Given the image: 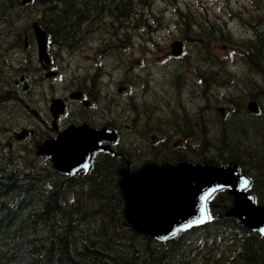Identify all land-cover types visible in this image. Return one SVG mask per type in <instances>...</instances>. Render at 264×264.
Here are the masks:
<instances>
[{"label": "trees", "instance_id": "1", "mask_svg": "<svg viewBox=\"0 0 264 264\" xmlns=\"http://www.w3.org/2000/svg\"><path fill=\"white\" fill-rule=\"evenodd\" d=\"M17 2L0 0V15L4 18L7 14L22 15V9L16 12ZM248 2L254 8L246 12L244 21L250 25L252 34L233 40L238 47L233 55L243 64L247 86L254 89V94L239 96L237 101L231 97L233 107L223 115L217 111L211 114L213 107L209 100L205 107L187 108L188 111L184 102H180L177 107L182 109L183 121L175 126L182 137L195 142L198 139L203 145L205 153L201 160L207 163L232 160L244 171L251 169L259 174L264 173V102H261L264 0ZM31 3L40 13L49 4L61 5L62 9L53 6L48 14L57 19L54 27L47 24L49 17L43 16L42 25L45 23L51 34L49 41L67 50L75 49L81 41L82 37L74 33L80 29L81 19L96 24L108 18L112 20L111 26L125 25L126 31L134 30L133 26L141 21V27H148L151 23L147 21L157 20L155 13L146 14L151 0H32ZM179 3L173 0L171 4L184 45L207 49L210 44L231 41L217 16L213 18L216 24L204 26L201 18H210L207 11ZM6 24L11 25L10 21ZM212 66L211 63L206 68L212 70ZM218 74L215 78L207 72L208 79L223 85V74ZM252 97L260 103L256 113L246 112V102ZM202 111L207 112L203 117ZM3 114L0 112V117ZM163 153L171 159L179 156L161 148L158 154L148 153L142 159L156 160ZM187 154L183 151L181 156ZM28 156L26 152L0 153V264H264V236L223 217L229 207V196L224 191L208 202L209 222L160 242L125 225L116 158L108 157L102 164L94 165L85 178L59 173L48 161L37 163L34 156Z\"/></svg>", "mask_w": 264, "mask_h": 264}, {"label": "rangeland", "instance_id": "2", "mask_svg": "<svg viewBox=\"0 0 264 264\" xmlns=\"http://www.w3.org/2000/svg\"><path fill=\"white\" fill-rule=\"evenodd\" d=\"M174 2H180L181 6L183 2H186L194 10L207 11L210 18H201L205 22V26L210 25V21L216 22L213 18L214 16H218L217 21L222 22L224 20V27L229 35L235 38L234 40L248 37L252 34L250 25L242 20L246 12L254 8L249 4L248 0H174ZM171 3H173V0H151L149 8L159 16V21H147L151 23V29L141 27V22L138 26H135L137 30L129 28L130 38H127L123 32H120L118 27L114 29L111 26L113 25L112 20L109 19L106 22L108 23L107 28H109L106 30L107 35L94 33L95 37L89 39L94 44L87 45L86 48L75 52V55L71 57H66V62L70 63V65H67L65 62L64 67L56 66V70L59 72L57 80L61 81L56 82L67 86L72 79L81 80L84 74H93L94 71H97V66H101L103 68L101 80L91 87V90L99 88L100 94L97 96V99H92V103L94 106L100 108L97 111H101V107L106 105L107 109L103 113L100 112L101 117L105 122L114 120L118 125L123 122V117L120 115L125 114L126 111L124 107L118 105V102L122 104L123 100L127 99V97L119 95L116 91L118 90V85H121V82L124 81L125 73L122 70L123 65H126V67L134 65L138 68L140 77L138 78L135 73L133 75L134 81L136 84H139V87L140 85L141 87L143 86L144 95H148L145 100L147 105H141L140 109L143 122L148 120L150 122L155 121L158 124L160 120L166 123L165 117L176 118L175 114H178L179 109L175 107L180 102H184L186 109H197L196 104L200 102L197 101V83L199 78L194 71H202L201 67L206 64L211 65L212 63L213 70L211 71L215 73L214 76L217 78L219 76L218 72L223 74L222 81L224 82L223 85L212 81L206 82V91L214 94L211 96V101L213 99H220L216 105H213L211 114L214 115L216 111L219 112L217 107H221L223 112H227L229 107H233L232 104L227 103L231 95L234 96L233 98L236 101L239 100V96L253 95L254 92L252 91L254 89H250L246 83L247 75L244 73L245 68L243 64L237 56H232L234 51L238 52V47L232 39H230L231 41H219L215 44H210L207 49L191 45L184 47L183 56H180L181 58H174L171 55V43L174 40H182L179 29L176 26L177 18L175 17ZM146 14H149V11ZM29 15L31 16V14ZM103 23L104 21L100 20L96 24H93V26L95 29H99ZM138 29L140 34H137ZM122 30L126 31L125 27ZM103 36H106L105 44L97 48L96 42L101 40ZM4 38H6L5 34L0 35L1 42ZM130 39L132 42L129 44ZM133 42L135 46H132ZM0 55L7 61L10 60L12 54L2 51ZM21 58H23L22 50L19 48L16 60ZM112 70L114 71L110 75V71ZM203 70L206 69L203 67ZM128 72L131 73L129 69ZM94 74L97 73L95 72ZM182 75L185 77L181 85L182 89L178 91L175 77L179 78ZM146 77L147 80H145ZM80 84L83 85V82L81 81ZM257 84L259 85V83ZM110 92L111 97L109 95ZM107 95L109 96L107 97ZM261 102H264V94L261 97ZM151 108L153 110H150ZM15 110L17 111V108ZM219 113L223 115L221 112ZM259 119L262 120L261 118ZM9 126V130H12V127L15 126V119H11ZM146 134L149 139L151 133ZM8 136L15 143L19 142L13 132H10L8 135L0 134L1 142L9 143V140H7ZM123 139H126L124 135L120 137V142ZM18 146L19 149H22L19 153L28 152L23 145H15L14 147ZM259 174L264 185V173Z\"/></svg>", "mask_w": 264, "mask_h": 264}, {"label": "flooded vegetation", "instance_id": "3", "mask_svg": "<svg viewBox=\"0 0 264 264\" xmlns=\"http://www.w3.org/2000/svg\"><path fill=\"white\" fill-rule=\"evenodd\" d=\"M80 4L81 3L79 2L77 5L79 6ZM49 6L50 7H44L43 13H40V10L37 9L34 4L28 2L25 5L20 6L24 11L22 15L17 16V13L9 16L7 14L6 18H4V15H0V18L3 20L0 21V24L7 25L6 23L9 21L11 24V27L0 26V35H6V38L2 39V42L0 40V49L12 54L10 60L5 62L0 61V112L3 111L4 116L5 114H8L5 109V106H7L8 103L18 100L23 101L18 103V106H22L23 108L22 130L13 132V134L15 135V138L18 139L20 145H23L28 153L34 156L37 160L48 161L46 156L38 155L36 153L37 147L43 141L54 138L60 131L65 130L70 125L79 126L83 123H87L89 127L95 130L101 129L102 127H110L114 129L117 134V140L114 143L119 142L120 137L124 135L126 139L121 140L125 146L121 148V156L124 164L123 168H127L130 172L137 170L142 162V155L155 152L162 145H166V143H172L175 135L180 134L177 126H180L179 124L182 123L183 120L181 117L184 116V114H180L176 118L169 120V122H174L176 125L178 124L174 129L160 127L161 122L158 124L155 121L141 122L135 112L120 115L123 117V122L119 125L116 124L114 120L105 122L101 117L100 112L103 113L104 110L107 109V106L103 105L101 107L102 110L97 111L100 108L94 106V104L88 103L86 99L88 95L92 99L97 98V94L94 90L89 92L87 91V86L81 85L80 83L77 84L76 82L72 85V81H70L67 86L56 82L59 81L57 80L59 72L56 70V66H63L62 49H60L61 46L51 43L52 45H49L46 50L48 55L47 61L39 59L36 38L32 28V23L35 20L32 18L42 16L45 18L49 17L47 24L52 23V27H54L53 17L48 16V13L53 6L61 7V5L58 3L49 4ZM60 9H62V7ZM80 11H82L81 7ZM16 12H18V9ZM29 14H31V16ZM43 17L38 20L37 23L49 37L51 34L47 31L46 24L44 23V25H42V21L44 20L45 22V18ZM61 20L62 22L67 23L64 18ZM78 24L80 29L74 33L79 38L88 34L93 29L92 20L81 19V22H78ZM120 27L123 29L122 26ZM101 28L104 29L102 34L107 35L106 30L109 28H107V26H102ZM19 48H21L23 56V74H20L19 78H11L15 69L14 63L15 61H19L16 60ZM67 65H70V63H67ZM124 73H129L126 68L124 69ZM48 75H50V77H48ZM133 75L135 74L131 73V76ZM92 77L93 76L86 73L81 78L86 82H91ZM53 80L55 81L53 82ZM70 95L75 97L70 99ZM109 95L111 97V92ZM125 96L130 98L134 95L128 92ZM54 99H63L65 104L64 113L57 117L51 115L49 109L50 104ZM10 105L13 106L14 104L11 103ZM217 109L222 114L225 113L221 107H217ZM205 112L206 111L201 112V117L206 114ZM185 115L188 116V113H185ZM149 132L151 133V137L148 139L146 133ZM98 144L104 145L107 144V142L101 140ZM195 147L194 157L200 161L205 153V148L203 145L201 146L198 139ZM94 154L95 155L93 156L100 159L99 157L101 155L107 153L99 149ZM98 159L93 161V166L96 164H102L103 161L108 160L107 158ZM181 161L182 159L179 158L173 160L171 163L177 164ZM118 166L117 174L121 168V160H118ZM78 174L86 178L88 177L89 172L87 170H81Z\"/></svg>", "mask_w": 264, "mask_h": 264}, {"label": "water", "instance_id": "4", "mask_svg": "<svg viewBox=\"0 0 264 264\" xmlns=\"http://www.w3.org/2000/svg\"><path fill=\"white\" fill-rule=\"evenodd\" d=\"M34 29L42 56L45 35L36 25ZM180 46L179 41L172 44L174 55L180 53ZM57 111H61V106ZM85 130L68 128L58 139L39 149L52 156L53 166L58 171L74 173L87 167L97 140L108 139ZM120 176L126 224L143 235L166 241L181 231L203 225L208 219L207 199L217 189L227 188L233 196V207L226 215L237 218L238 224L264 236V206L255 205L252 196L243 191L248 181L238 173L233 162L206 165L183 161L177 166L149 164L134 173L121 170Z\"/></svg>", "mask_w": 264, "mask_h": 264}, {"label": "bare ground", "instance_id": "5", "mask_svg": "<svg viewBox=\"0 0 264 264\" xmlns=\"http://www.w3.org/2000/svg\"><path fill=\"white\" fill-rule=\"evenodd\" d=\"M50 12V11H49ZM49 16V15H48ZM215 23L216 24V22H214V21H210L209 23ZM120 26H122V28L123 27H125V25H120ZM204 26H205V22H204ZM115 29V28H114ZM220 85V84H219ZM46 88V87H45ZM14 94V93H13ZM15 96V95H14ZM230 97H233L232 95L230 96ZM249 107H252V108H254V109H257V110H259V107H260V105H259V103L258 102H253V103H251L250 105H249ZM57 108H59V106L58 105H56L55 103H52L51 104V107H50V109L51 110H53V111H55V112H57L58 114H53V116L54 117H57L58 115H60V114H62V113H64V112H59V111H56L57 110ZM176 109H178L179 107H175ZM85 109V108H84ZM230 109H232V107H229V110L228 111H230ZM227 111V112H228ZM226 112V113H227ZM85 128L86 130H85V132L86 133H90L91 131L92 132H96V133H99V135H101V136H107L108 137V140H109V142L110 143H114L116 140H117V134H116V131L114 130V129H112V128H110V127H102L101 129H98V130H95V129H93V128H91V127H89L88 125H87V123H83V124H81V125H79V126H74V125H70V126H68L66 129H68V128ZM65 129V130H66ZM90 131V132H89ZM7 135L9 134V133H6ZM7 140H9V143H3V142H1V140H0V153H8L9 151H11V152H14V153H18L19 154V152L20 151H22V149H19V146L18 147H14L15 145H20V143L19 142H17V143H15L14 141H12V139L8 136V138H7ZM18 140V139H17ZM101 140H103V138H101V139H99V140H97V142L96 143H98L99 141H101ZM13 150V151H12ZM182 162V161H181ZM181 162H179V163H177V164H172V165H174V166H177V165H179ZM18 167V166H17ZM121 169V168H120ZM120 169H119V171H120ZM27 170V169H26ZM81 170H86V168H81V169H79V170H77L76 171V174H78ZM119 171H118V173H119ZM28 172V171H27ZM26 173V172H25ZM60 177V176H59ZM121 178L119 177V179H118V185H119V188H120V180ZM23 181V180H22ZM120 190H121V188H120ZM30 192V191H29ZM121 193H122V191H121ZM88 196V195H87ZM122 197H123V195H122ZM12 199V198H11ZM15 199V198H14ZM18 200V199H17ZM186 231H188V230H185L184 232H186Z\"/></svg>", "mask_w": 264, "mask_h": 264}]
</instances>
